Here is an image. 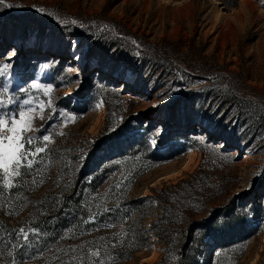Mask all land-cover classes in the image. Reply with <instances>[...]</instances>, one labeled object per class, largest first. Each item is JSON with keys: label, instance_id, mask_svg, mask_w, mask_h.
I'll list each match as a JSON object with an SVG mask.
<instances>
[{"label": "rangeland", "instance_id": "1", "mask_svg": "<svg viewBox=\"0 0 264 264\" xmlns=\"http://www.w3.org/2000/svg\"><path fill=\"white\" fill-rule=\"evenodd\" d=\"M0 70L50 135L0 169V264H173L203 219L201 264H264V0H4Z\"/></svg>", "mask_w": 264, "mask_h": 264}, {"label": "snow or ice", "instance_id": "2", "mask_svg": "<svg viewBox=\"0 0 264 264\" xmlns=\"http://www.w3.org/2000/svg\"><path fill=\"white\" fill-rule=\"evenodd\" d=\"M3 3L4 0H0V4ZM11 6L9 5V7ZM73 46L75 47L74 44ZM0 75H4V71L0 70ZM43 89L44 86L36 82L30 83L28 88H21L20 91L26 93L30 90L43 91ZM4 93L7 94V89H4ZM5 95H0V111L9 109L12 104L17 103L11 97L6 100ZM22 104L26 107H20L16 111H3V114L0 115V169L5 174V180L10 168H13V177H19L22 169H32V158L45 152L47 142L50 140V135H44L42 137L43 146H40L39 140H37V146L33 147L34 138L27 135V133L33 131L30 125L29 112L34 113L41 106L35 97L32 99L25 98ZM35 131L38 132L39 129H35ZM20 231L27 239V233L23 229ZM94 255H99V253H94ZM12 264H15V262L13 261Z\"/></svg>", "mask_w": 264, "mask_h": 264}, {"label": "trees", "instance_id": "3", "mask_svg": "<svg viewBox=\"0 0 264 264\" xmlns=\"http://www.w3.org/2000/svg\"><path fill=\"white\" fill-rule=\"evenodd\" d=\"M147 50L150 55H154V52H157L152 46V44L148 45ZM103 218L104 216L101 215L100 219ZM165 219L167 218H162V221H164ZM234 221V224L232 223L233 225L231 229H229L230 233L228 238H224V240H220L216 243H218L219 245H221L222 243L229 245L249 238L251 236V234L253 233L252 229L245 228L242 219H236ZM206 228V220L203 219L199 221H194L189 229L182 231L181 237H179V239H181L182 245L180 251V256L182 258L180 260H176L173 264H201L200 255L202 254L203 246L205 245L207 238L212 235V232H207L204 230ZM178 242L180 243V240H178Z\"/></svg>", "mask_w": 264, "mask_h": 264}]
</instances>
